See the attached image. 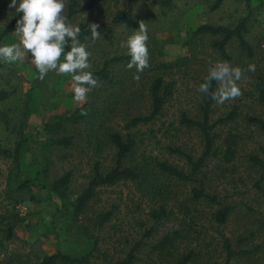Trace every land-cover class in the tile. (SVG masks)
Here are the masks:
<instances>
[{
  "label": "trees",
  "instance_id": "trees-1",
  "mask_svg": "<svg viewBox=\"0 0 264 264\" xmlns=\"http://www.w3.org/2000/svg\"><path fill=\"white\" fill-rule=\"evenodd\" d=\"M100 1L67 0L64 14L74 21L80 13H91ZM124 1L125 7L109 22H78L80 42H112L115 26L120 24L138 28L139 22L129 16L134 0ZM159 1L166 7L172 4V0ZM10 4L11 0L0 2L4 19L0 40L15 31L23 15ZM249 18L248 11L233 25L200 23L190 28L185 43L188 56L149 62L142 73L126 68L131 59L128 52L105 56L102 49L87 69L100 86L89 92L84 104L66 114L48 115L36 135L20 122L13 146L0 144V157L11 162L10 198L18 202L13 193L27 192L32 199L36 192L46 193L55 211L70 218L86 244L81 249L57 247L51 254L38 255L36 262L21 253L4 252L0 264H91L92 259L105 264H233L240 260L259 264L264 249V63L255 59L247 39ZM91 23L100 26L101 38L94 42L88 30ZM69 50L66 47L65 53ZM202 54L214 59L200 58ZM225 61L244 69V78L248 76L250 82L248 102L232 104L230 109L222 108L227 101L218 104L199 91L209 68ZM197 62L205 63L204 68L192 66ZM249 64L255 65L254 72L247 71ZM137 74L139 81L133 78ZM185 76H195L197 95L191 107L180 106L169 118L166 110L175 99L179 78ZM216 88L213 81L210 91ZM6 97L7 92L0 90V101ZM36 102V95H31L27 110ZM70 129H80L93 159L88 181L78 194L71 191L72 170L49 179V152L74 146L76 136L69 134ZM185 130L197 135V146L181 141ZM162 150L175 158L163 157ZM26 154H31L27 167L31 174L21 176ZM116 185L129 189L124 205L128 212H122L117 203L92 205L102 188ZM241 205L243 212L238 211ZM13 215L6 225V216L0 218L4 240L15 236L22 219ZM236 215L249 219L242 222L241 232L229 236L224 228L233 218H242ZM255 238L261 240L255 242ZM104 243H111L113 252Z\"/></svg>",
  "mask_w": 264,
  "mask_h": 264
},
{
  "label": "rangeland",
  "instance_id": "rangeland-1",
  "mask_svg": "<svg viewBox=\"0 0 264 264\" xmlns=\"http://www.w3.org/2000/svg\"><path fill=\"white\" fill-rule=\"evenodd\" d=\"M215 1L172 0V4L166 7L161 5L159 0H134L133 10L129 16L138 22L143 21L147 23L149 62L173 61L177 57L188 56V45L185 43L187 32L190 28H194L200 23L233 25L241 16L247 14L249 11L250 18L247 39L254 47L255 59L257 58L264 63V0H221L219 5L215 9H212L211 5ZM124 7V0H101L91 13H80L74 21L68 22L75 26L82 20L86 23L95 20H107L109 22L114 13ZM3 23L4 19L2 14H0V26ZM138 29L139 27L131 28L125 24H120L115 26L112 42L100 39V44H86L87 51L91 53L89 58L91 65L96 56L101 54L102 49L107 53L105 56L127 53L128 49L121 47V45L126 43L132 32ZM19 41L20 37L13 31L0 40V47L16 44ZM202 56L207 57L209 60L214 59L205 54L199 57L201 58ZM1 62L0 90L7 92V97L0 101V144L2 146H13L14 140L17 139L20 122H24L30 131L36 135V132L43 126L48 115L50 117L56 114H66L82 105L73 98V81L70 74L63 75L57 74L56 71H50L41 80L39 79L38 70L31 62L30 54L26 55V59L23 62L7 63L2 59ZM61 62L63 61L61 60ZM204 65L205 63L203 64L202 62L192 64L193 67L201 69L204 68ZM175 74L179 75L178 73ZM185 77L183 79L179 78L176 85L175 99L172 100L166 110L169 118L175 115L180 106L191 107L192 101H194L197 95L195 76ZM247 78L248 76L238 81L243 95L238 99L227 101L226 105L222 108L230 109L232 104L238 103L243 105L248 102L246 89L249 88L250 82ZM34 94L36 95L37 102L28 111V106H31L28 101L31 95L33 96ZM119 117L121 115L116 118ZM119 120L117 119V121ZM117 123L121 124L122 121ZM79 130L70 129L69 134L76 136L74 139L75 144L72 148L51 149L49 152V179L52 180L66 170H72L71 191L75 194H78L87 183L88 178L86 175L90 172L93 160L91 159L92 154L89 147L86 145L84 138L81 137L83 134L81 133L80 135L78 133ZM181 133V141H186L190 145L197 146L198 137L194 132L185 130ZM160 135L158 133V136ZM262 140L264 141V139ZM104 155H107V153ZM161 155L170 158V160L175 158L165 150L161 151ZM105 161H108V159ZM30 164L31 154H26L23 160L21 176L31 174V169H27ZM10 166V160H4L0 157V218L2 215L6 216V219L3 221L4 225L14 220V213H17L22 219L15 228V236L13 238L4 240L0 232V239H3L0 242V256L4 255V252H17L28 256L33 262H36L38 255L51 254L57 247L62 249H70L71 247H76L77 249L83 248L86 241L80 235L78 228L75 227L70 218L60 215L55 211L53 205L46 198V193L42 192L41 194L36 192V199H32L27 192L13 193L14 197L19 198L18 202L10 198L8 192L10 186L7 180ZM12 185L16 184L12 183ZM128 191V188L119 185L102 188L92 205L96 208L117 203L121 205L120 209L122 212H128L124 207L128 201ZM240 200L244 202L248 199L243 198ZM238 211H245L244 206L241 205ZM132 215L133 213L128 214V218L132 217ZM236 216L242 217V215ZM128 218L126 221L129 220ZM246 219L249 218H233L225 226L224 232L229 236L238 234L242 231L241 224ZM259 240L261 239L255 238V242H259ZM2 242L3 246L1 245ZM106 244L104 243V246H108L110 252H113L112 244ZM261 252L262 255L258 258V262L259 264H264V249ZM93 263L105 264V261L92 259L91 264ZM233 264L250 263L240 260Z\"/></svg>",
  "mask_w": 264,
  "mask_h": 264
},
{
  "label": "clouds",
  "instance_id": "clouds-1",
  "mask_svg": "<svg viewBox=\"0 0 264 264\" xmlns=\"http://www.w3.org/2000/svg\"><path fill=\"white\" fill-rule=\"evenodd\" d=\"M9 7L14 8L17 13H23L22 18L16 21L15 29L20 41L0 47V59L7 63L23 62L26 55L30 54L31 62L38 70L41 80L50 71L70 74L74 100L81 104L86 102L89 92L98 88L100 83L91 71H87L92 67L89 62L91 53L87 51V45L78 39L80 27L70 24L64 14L67 0H19L18 5L17 0H11ZM99 27L96 23L88 25L93 42L101 38ZM148 40L147 23L141 21L139 29L132 32L126 43L121 45L128 49L131 58L126 65L128 70L135 67L137 73H142L150 66ZM66 47H70V50L65 53ZM244 71L240 67H232L226 61L217 62L209 68L199 91L210 95L218 104L238 99L243 95L238 81L244 78ZM247 71L254 72L255 65L249 64ZM133 78L136 81L140 79L138 74ZM213 81L217 83V88L210 91ZM81 114L87 115L86 112Z\"/></svg>",
  "mask_w": 264,
  "mask_h": 264
}]
</instances>
